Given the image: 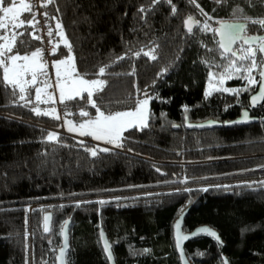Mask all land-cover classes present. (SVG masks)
I'll list each match as a JSON object with an SVG mask.
<instances>
[{
	"label": "trees",
	"instance_id": "trees-1",
	"mask_svg": "<svg viewBox=\"0 0 264 264\" xmlns=\"http://www.w3.org/2000/svg\"><path fill=\"white\" fill-rule=\"evenodd\" d=\"M44 13L58 45L55 60L69 54L59 24L79 74L106 81L92 97L101 111L131 110L138 99L152 97L149 122L126 131L123 147L93 157L84 150L95 146L88 139L82 144L59 135L49 141V129H58L60 121L22 104L18 90L14 94L2 82L0 69V264H56L69 219L68 264H109L100 230L116 264H181L173 227L188 209L184 233L207 226L222 240L220 245L202 235L187 243L190 264H224L223 256L230 264H264V174L256 173L264 171V123L184 127L186 117L224 123L248 109L258 85L242 78L223 87L240 89L238 94L206 95L210 73L222 72L226 61L214 33L200 29L243 21L262 34L246 18L264 19V0H53ZM189 16L200 22L192 33L185 27ZM23 31L14 49L21 55L39 49L29 29ZM143 50H154L157 58L134 56ZM101 67L104 76L97 75ZM60 113L77 123L97 115L82 98ZM251 115L263 118L264 104ZM46 213L53 215L50 235L43 232Z\"/></svg>",
	"mask_w": 264,
	"mask_h": 264
},
{
	"label": "snow or ice",
	"instance_id": "snow-or-ice-1",
	"mask_svg": "<svg viewBox=\"0 0 264 264\" xmlns=\"http://www.w3.org/2000/svg\"><path fill=\"white\" fill-rule=\"evenodd\" d=\"M154 2H159V0H154ZM171 3V0H168ZM195 2V0H193ZM217 3H221L222 0H216ZM250 2V0H249ZM53 3V0H46L45 3L40 4L39 0H0V69H2V82L5 86L11 87L14 94L18 90L20 93L19 99L25 101L26 103H55V93H47L46 99H42V94L46 92L47 89L52 88L53 84L49 81V76L47 72V64L43 61V52L37 49L30 54L21 55L18 50L14 51L17 46V39L22 37L25 33L14 31L21 27L35 28L36 24L39 23L36 20L37 12L35 9L37 7H47L48 4ZM199 8V5H196ZM141 12L145 9L141 8ZM202 15H207L200 9ZM237 11H240L239 9ZM28 13L29 15L21 19V13ZM173 12H175V7H173ZM47 16V13H43ZM211 19V17H209ZM249 19L252 24L259 25L262 30H264V19ZM187 25V31L189 33L193 32V24L199 25L200 22L194 20L193 17L189 16L185 21ZM219 27L211 28L210 25L204 23L200 30L209 31L211 30L215 36L219 39L216 43L221 50L220 58L226 63L223 65V71L217 74L210 73L209 83L214 76L218 77L220 85H223L225 79H232L233 77L242 78L247 81L248 84H260L259 95H254L252 97V104L254 105L257 101L264 100V36H248L245 34L246 25L237 23H223L218 22ZM58 28H61L60 35L64 40V45L68 49V55L65 59H60L54 62L55 68V86L59 90V101L64 103L65 100H73L76 97L85 99L87 103L91 104L93 108L96 109L97 115L94 118H90L84 123L78 126L73 125L71 121L68 122L69 132H77L81 136H90L96 141H103L106 144L114 145L115 147H123L122 140L124 139L123 133L131 128H143L147 127V121L149 118L148 104L149 100L147 98L137 100L136 107L131 110L126 111H116L108 112L101 111L97 106L96 101L92 99L94 93H99L104 90L106 85L105 80L101 79H86L85 76L79 74L74 63V56L71 55L72 46L68 43L66 37L63 36L62 26L57 24ZM7 33H10L7 34ZM30 38L40 39V37L35 36L34 32H28ZM47 35L52 36V29L49 28ZM21 44H24L23 40H20ZM247 47H244V46ZM255 45V47H253ZM58 45H54V48ZM206 47V46H205ZM211 51V49H209ZM257 53L260 54L261 63L257 62ZM137 56L140 53H136ZM145 56H149L151 59L155 60L157 57L153 51L144 52ZM123 59V57H120ZM208 63V61H204ZM214 67H221V65L213 64ZM259 69L260 80L258 81L252 72ZM105 67H101L98 70V76L105 75ZM238 73H245L246 75L237 76ZM134 74V73H133ZM39 77H44L40 80ZM39 83L40 86H37ZM34 89V101L30 99L32 93L29 89ZM219 90L225 92H234L236 94L241 91L240 89H228L221 87ZM247 91V89H243ZM87 93V97L83 94ZM36 115H48L53 119H60V115L57 113L55 108L50 111H42L39 107H34L32 109ZM81 116H89V113L85 110L80 111ZM245 119L248 118V113H244ZM58 137L55 133H50L48 136L49 141L57 140ZM83 144V142L81 141ZM85 151L90 152L91 156L95 157L99 152H109V148H97L96 146L85 147ZM264 184V182H261ZM207 190V189H205ZM103 203V201H100ZM50 216L44 217V231H50L49 221ZM177 229H179V224H177ZM62 231L64 230L62 226ZM201 232L207 233L219 240V237L214 231L207 228L200 229ZM103 237V233H101ZM186 239L187 237H182ZM105 251L108 252L109 259H111V246L108 244L107 240L104 241ZM65 256L64 249L60 251V259L63 264Z\"/></svg>",
	"mask_w": 264,
	"mask_h": 264
},
{
	"label": "water",
	"instance_id": "water-1",
	"mask_svg": "<svg viewBox=\"0 0 264 264\" xmlns=\"http://www.w3.org/2000/svg\"><path fill=\"white\" fill-rule=\"evenodd\" d=\"M223 23L244 24V25H246V29L248 28L247 23L243 22V21H223ZM185 27H186V30H187L186 23H185ZM192 27H193V31H194V29L197 27V25L193 24ZM217 27H219V24L217 25ZM261 36H264V30H263V35H261ZM216 38H217V40L219 39L218 36H216ZM244 47H247V46L245 45ZM253 47H255V45ZM257 55H260V54L257 53ZM258 77H259V80H260L261 79L260 78V74L258 75ZM259 88H260V84H258L256 92L253 93L249 97V100H248L249 107H248V109L244 110L237 119H235L233 121H226L224 123L218 122V121H214V120H208V121H205V122H202V123H191L189 121V119L186 117L185 124H184L185 129L188 130V131H205V130H212V129H217V128L218 129H221V128H233V127H236V126L237 127H244V126L258 124L260 122L264 123V117L263 118H259V117H255V116L251 115V110L255 109L256 107H260V106H262L264 104V100L257 101L254 105L252 104V97L254 95H259ZM245 112L248 113V118L247 119H245V117H244V113ZM174 129L179 130L180 126H176V127H174ZM188 212H189V209L187 211H185L176 220V222L174 223V227H173V235H174L175 246H176V250H177V253L179 255L181 264H190L188 259H187L186 253H185V245L187 243L193 241L198 236H202V235L209 236V237L215 239L220 245H222V240L220 239L219 234L217 232L214 231L216 233V235L219 237V240H217L215 237H213L211 235H208L207 233H204V232L200 231V229H204V228H207V229L213 231L212 229H210L207 226H201V227L196 228L193 232L184 233L183 232V226H184V221H185V218H186ZM46 215L51 217V220L49 221L50 231H48V232L44 231V223H45L44 222V217ZM44 217H43V232H44L45 235H50L51 229H52L53 215L51 213H46L44 215ZM177 224H179V229H177ZM70 225H71V219L67 220V222L65 223V225L63 227L64 230L61 232L62 246L57 251L56 264H62L61 259L59 258L61 249H64V251H65L63 264H68L67 263V254H68V251L70 250V234H69ZM101 233H103V237L101 236ZM99 235H100V242H101L104 254H105L109 264H116L115 257H114L113 251H112V245H111V243H110V241L108 239L107 234L103 230H100ZM182 237H187V238L183 239ZM105 240H107L108 244L111 246V259H109L108 252L105 251V247H104V241ZM223 261H224V264H230L228 259L225 256H223Z\"/></svg>",
	"mask_w": 264,
	"mask_h": 264
},
{
	"label": "rangeland",
	"instance_id": "rangeland-1",
	"mask_svg": "<svg viewBox=\"0 0 264 264\" xmlns=\"http://www.w3.org/2000/svg\"><path fill=\"white\" fill-rule=\"evenodd\" d=\"M15 31V30H14ZM263 31V30H262ZM9 34V33H7ZM58 35H59V38L61 39V35H60V32H58ZM149 51H152V50H143L141 52H138L140 53L139 56H145L144 55V52H149ZM134 56H137L136 54H134ZM146 57H149V56H146ZM150 58V57H149ZM57 60H55L54 62H56ZM43 62V61H42ZM257 62H258V57H257ZM259 64V63H258ZM53 71H54V77H55V81H56V76H55V68H54V63H53ZM256 70H254L252 72V76L256 77ZM47 72H48V75H49V69L47 67ZM40 80L44 79V77H39ZM97 79H100V78H97ZM102 80V79H101ZM228 80H231V79H225L224 82H223V85L221 86L218 79L216 77H213L212 81H211V84H208L207 85V88H206V95L210 96L213 92H216V91H221L219 90L221 87H224L227 83ZM244 84H248L247 81L244 79ZM250 85V84H249ZM252 86L254 85H258V84H251ZM37 86H40L39 83ZM29 92L32 93V96L30 97L31 100L34 101V89H29L28 90ZM47 93H55V98H56V102L53 104V103H48V104H44V103H40V104H37V103H26L25 101L21 100L20 102H22V104H25L27 105L28 107H30L31 109H33L34 107H39L42 111H50L52 108H55L57 110V113L60 115L61 117V113H60V107L65 105L67 102L71 101V100H65L64 103H61L59 101V90L58 88L55 86L54 88H49L46 90V92L44 94H42V99H46V96H47ZM96 94V93H94ZM93 94V95H94ZM83 95H87V93H84ZM76 98H80V97H76ZM147 98L149 100V104H148V112L150 114V105H151V100H152V97H143L141 99H145ZM141 99H138V100H141ZM136 107V105H135ZM134 107V108H135ZM133 108V109H134ZM34 112V111H33ZM35 113V112H34ZM36 114V113H35ZM39 116H44L46 118H50V119H53L51 116H48V115H39ZM53 120H58L60 121V125H59V128L58 129H49L50 130V133H55L57 135V137L59 135H66V136H72L73 138L77 139V140H80V141H88L95 144V146L99 149V148H109L110 150H118L119 148L118 147H115L114 145H110V144H106L104 143L103 141H96L94 140L93 138H91L90 136H81L79 135L77 132H69L68 131V127H69V124L68 122L71 121L73 125H76L78 126L79 124L81 123H84L86 121H83V122H80V123H77L75 121H73L72 118L70 117H64V119L60 118V119H53ZM148 122H149V118H148V121H147V125H148ZM144 128V127H143ZM131 129H134V128H131ZM136 129H141V128H136ZM130 130V129H129ZM128 131V130H127ZM126 132V131H125ZM125 132L123 133V137H124V134ZM88 139V140H87ZM256 173H261V174H264V171H258ZM43 207V205L41 206V208ZM31 210V209H30Z\"/></svg>",
	"mask_w": 264,
	"mask_h": 264
},
{
	"label": "built area",
	"instance_id": "built-area-1",
	"mask_svg": "<svg viewBox=\"0 0 264 264\" xmlns=\"http://www.w3.org/2000/svg\"><path fill=\"white\" fill-rule=\"evenodd\" d=\"M40 4L46 2V0H39ZM48 6V5H47ZM46 7H37L35 11L37 12L36 20L39 21L36 24L35 28H28L30 32H34L35 36L40 37V39H34L39 43V49L43 52V62H46L47 67L49 69V81L53 84V88L55 87V77L53 71V63L55 61V55L57 53V47L54 48L55 42L53 37H49L47 35L48 29L50 28V23L47 20L46 16L43 15L44 9ZM29 15V14H28Z\"/></svg>",
	"mask_w": 264,
	"mask_h": 264
},
{
	"label": "crops",
	"instance_id": "crops-1",
	"mask_svg": "<svg viewBox=\"0 0 264 264\" xmlns=\"http://www.w3.org/2000/svg\"><path fill=\"white\" fill-rule=\"evenodd\" d=\"M27 16H28V13H26V12H25V13H21L20 18H21V19H24V18H26ZM23 28H25V27H21L20 29L15 30V31L24 32V31H23ZM27 29H28V28H27ZM3 31H4V30H0V32H3ZM9 35H10V33H9ZM19 39H20V37L17 39V42L19 41ZM60 40H61L60 42H61L62 44H64V40H63V38H61ZM70 137H72V136H70Z\"/></svg>",
	"mask_w": 264,
	"mask_h": 264
},
{
	"label": "flooded vegetation",
	"instance_id": "flooded-vegetation-1",
	"mask_svg": "<svg viewBox=\"0 0 264 264\" xmlns=\"http://www.w3.org/2000/svg\"><path fill=\"white\" fill-rule=\"evenodd\" d=\"M247 26H248V28L246 29V32H245L246 35H248V36H261V35H263V33L262 34H256V33L251 32L250 26L248 25V23H247Z\"/></svg>",
	"mask_w": 264,
	"mask_h": 264
}]
</instances>
